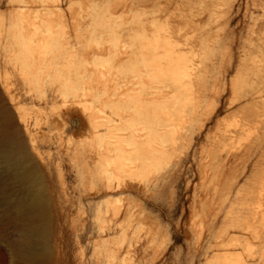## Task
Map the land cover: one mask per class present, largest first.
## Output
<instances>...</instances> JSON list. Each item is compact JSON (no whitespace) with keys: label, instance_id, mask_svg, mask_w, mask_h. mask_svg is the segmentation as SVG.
I'll list each match as a JSON object with an SVG mask.
<instances>
[{"label":"rangeland","instance_id":"obj_1","mask_svg":"<svg viewBox=\"0 0 264 264\" xmlns=\"http://www.w3.org/2000/svg\"><path fill=\"white\" fill-rule=\"evenodd\" d=\"M25 1L0 0V264H264V0ZM101 22L117 26L116 51ZM47 27L58 57L24 66L14 36L45 46ZM156 31L173 32L191 66L196 99L174 127L189 132L110 193L57 80L124 95L139 87L121 73L132 38Z\"/></svg>","mask_w":264,"mask_h":264},{"label":"bare ground","instance_id":"obj_2","mask_svg":"<svg viewBox=\"0 0 264 264\" xmlns=\"http://www.w3.org/2000/svg\"><path fill=\"white\" fill-rule=\"evenodd\" d=\"M21 2L27 4L25 0ZM215 5L216 2L212 1L211 15ZM138 24L142 25L141 22ZM16 26L20 27L19 24ZM30 26L35 27L34 34L39 33L40 28L35 23ZM98 26L111 34L115 33L117 27L104 22ZM44 32L50 40L45 46H39L40 42L35 45L34 40H29L21 31L14 36L23 55L21 60L25 62L24 66H31L36 55L46 56L51 52L52 59L58 57L57 52L62 50L60 39L52 37L53 33L48 27ZM172 33L161 36L159 31H156L152 37L137 35L132 38V48L125 54L128 55L122 64L121 73L133 74L138 79L139 87H132L124 95L115 94L111 95L114 96L111 98L107 96V90L103 86L100 89L99 86L87 87L81 79L74 84L70 79L57 80L61 82L62 95L65 98L73 96L75 102L82 107L91 132L90 143L85 145L83 155L85 154L87 163L95 164L107 192L123 191L125 185L122 186V180L125 177L145 180L166 161L167 144L173 145L188 135L189 130L184 135H177L178 131L175 132L174 127L183 117L181 112L190 109L195 101L196 90L191 78L185 81V78L190 76L191 66L188 58L179 53L182 45L178 47L179 41ZM113 34L111 45L116 51L121 42ZM112 60L105 62L112 65ZM165 88L173 89L174 93ZM87 95L92 96L101 107L97 109L93 104L80 100L82 96ZM114 179L121 183L114 184ZM129 212L130 209L126 208L125 216L130 214ZM230 239L235 240L232 237ZM260 258L264 260V251ZM225 261H228V258Z\"/></svg>","mask_w":264,"mask_h":264}]
</instances>
